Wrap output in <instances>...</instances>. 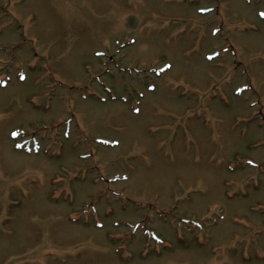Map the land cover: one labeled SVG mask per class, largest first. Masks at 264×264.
Returning <instances> with one entry per match:
<instances>
[{"label": "rangeland", "instance_id": "rangeland-1", "mask_svg": "<svg viewBox=\"0 0 264 264\" xmlns=\"http://www.w3.org/2000/svg\"><path fill=\"white\" fill-rule=\"evenodd\" d=\"M0 45V264H264V0H0Z\"/></svg>", "mask_w": 264, "mask_h": 264}]
</instances>
